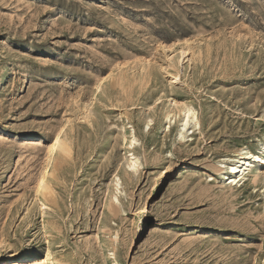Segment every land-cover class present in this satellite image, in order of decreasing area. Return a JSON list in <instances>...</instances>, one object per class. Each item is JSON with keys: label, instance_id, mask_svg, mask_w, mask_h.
Masks as SVG:
<instances>
[{"label": "rangeland", "instance_id": "1", "mask_svg": "<svg viewBox=\"0 0 264 264\" xmlns=\"http://www.w3.org/2000/svg\"><path fill=\"white\" fill-rule=\"evenodd\" d=\"M263 138L264 0H0V264H264Z\"/></svg>", "mask_w": 264, "mask_h": 264}, {"label": "bare ground", "instance_id": "2", "mask_svg": "<svg viewBox=\"0 0 264 264\" xmlns=\"http://www.w3.org/2000/svg\"><path fill=\"white\" fill-rule=\"evenodd\" d=\"M174 51L180 54L181 56L180 58L186 56L187 54V48L178 47V49H174ZM169 59L171 61L172 58ZM100 82L101 81L99 80V82L96 85V89L99 88ZM171 105L177 109V112H172L169 109L170 111L168 110L166 112L165 118L167 120V124L169 125L170 122L172 121V118L175 119V117L178 116V121H179L178 129H177L178 137L184 138L185 133L188 132V130L190 131L193 128L199 127L196 111L192 106L185 103L178 105L176 101H172ZM259 120H261V117H259ZM168 125H166V127H168ZM62 135H63V129L60 128L58 131H56L54 137L46 147V154L44 161L51 160L52 154L55 150H59L60 152H67L70 150V149L68 150V146L65 143ZM134 142H135V137L132 136L130 144H133ZM129 157L130 158H127L125 162L126 167L129 170L136 171L139 165V161L137 157L133 156L132 154H130ZM47 164L48 163H46L45 165ZM219 166L221 167L218 173V178L220 182L237 184L246 180L247 173H250L254 181L260 179L262 183V189H263L262 191L264 197V138L258 142V145L255 150L254 149L252 150L248 147L239 148L232 155V157L230 156L221 159ZM46 170L47 168L45 166L43 170H41V174L38 179V185L36 189L37 192L39 193H41L42 190L43 191L44 190L46 191V189L49 190V186L45 179L47 173ZM119 180H120L119 177L114 175L111 181L112 185L115 186L116 190H118ZM114 198L117 200L116 196H114ZM43 212H46L45 206H43Z\"/></svg>", "mask_w": 264, "mask_h": 264}]
</instances>
